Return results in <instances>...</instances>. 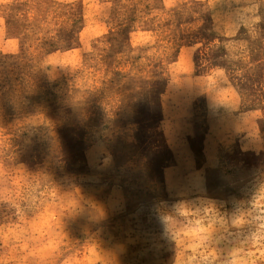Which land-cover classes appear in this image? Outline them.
<instances>
[{"label":"rangeland","instance_id":"obj_1","mask_svg":"<svg viewBox=\"0 0 264 264\" xmlns=\"http://www.w3.org/2000/svg\"><path fill=\"white\" fill-rule=\"evenodd\" d=\"M0 264H264V0H0Z\"/></svg>","mask_w":264,"mask_h":264},{"label":"trees","instance_id":"obj_2","mask_svg":"<svg viewBox=\"0 0 264 264\" xmlns=\"http://www.w3.org/2000/svg\"><path fill=\"white\" fill-rule=\"evenodd\" d=\"M155 115L153 114V117H154Z\"/></svg>","mask_w":264,"mask_h":264}]
</instances>
